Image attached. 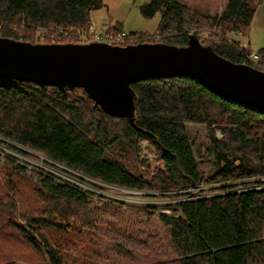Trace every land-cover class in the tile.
<instances>
[{
  "label": "trees",
  "instance_id": "obj_1",
  "mask_svg": "<svg viewBox=\"0 0 264 264\" xmlns=\"http://www.w3.org/2000/svg\"><path fill=\"white\" fill-rule=\"evenodd\" d=\"M261 2L229 0L217 15L183 0H152L140 10L147 19L161 15L159 41L144 40L153 36L147 33L128 38L185 47L195 35L218 55L264 71L229 40L250 30ZM103 7V0H0V37L71 43L50 39L89 30L91 16ZM122 31L120 23L106 30ZM257 55L264 66V48ZM132 88L141 131L128 119L107 114L83 89L61 91L0 78V144L21 154L23 149L39 153L102 184L178 198L169 205L177 215L158 214L176 258L157 264H264V112L188 77L148 79ZM192 127L207 131L206 153L216 167L207 179L200 173ZM144 142L163 165L151 178L140 169L150 168L140 155ZM28 172L11 156L0 162V233L22 240L49 264H97L93 193L41 170ZM202 186L209 195L188 192ZM64 250L81 260L69 261Z\"/></svg>",
  "mask_w": 264,
  "mask_h": 264
},
{
  "label": "rangeland",
  "instance_id": "obj_2",
  "mask_svg": "<svg viewBox=\"0 0 264 264\" xmlns=\"http://www.w3.org/2000/svg\"><path fill=\"white\" fill-rule=\"evenodd\" d=\"M103 1L104 7L96 11L93 14V18L91 16V27L96 25L95 29L103 31L107 30L110 25L120 23L123 27L122 33L124 32L127 35L123 45L143 42L142 40L128 38L130 33L151 34L153 36L149 37V39H143L148 42L159 41L158 27L161 15L157 14L154 18L147 19L141 14L140 10L142 6L149 4L152 0ZM183 1L191 7L217 15L224 11L229 2V0ZM38 36L40 35L38 34ZM63 40L65 39L62 37H52L50 39L51 42H62ZM229 40L240 44L250 55L264 48V0L256 9L250 30L248 32H239L238 34L233 33L229 36ZM249 61L252 65L264 70L259 58ZM191 129L199 152L200 173L204 179H207L216 170L212 159L206 153L209 144L207 131L203 127H192ZM217 135L221 138L219 132ZM8 151L10 149L6 145L0 144V158L2 159L0 162L5 159L3 156H8ZM23 151L29 154L30 157L27 158L26 155L25 157L31 159V161L18 160L28 166L29 174L36 170H41L44 174L50 173V176H55L65 182H75L86 191L93 193L90 197L92 202L91 211L97 220L95 230L96 244L101 253V258L96 261L97 264H157L176 258V254L169 242V231L160 223L158 214L177 215L178 212L170 210L169 205L179 202L178 198H167L166 196H161L159 192L149 193L127 190L102 184L86 176L82 177V179H73L70 177L71 175H68L67 170L56 165L52 160L39 153H30L24 149ZM140 155L142 160L149 162V170L146 167L140 168L141 171H148L149 178L163 169V165L156 160V155L149 148L148 143L144 142L141 145ZM80 175L77 176L81 177ZM262 181L264 182V180ZM208 190V186H202L200 189L189 190L188 192L196 194L199 191H204L202 195L205 194L207 196L209 195ZM181 200L185 199L181 198ZM73 238L72 240L77 241V237ZM62 253L69 258V261H72V258L77 260L82 258L75 251L71 253L64 250ZM44 260L46 264H49V259L44 258L31 246L22 240L9 237L8 234L1 231L0 264H41L44 263Z\"/></svg>",
  "mask_w": 264,
  "mask_h": 264
},
{
  "label": "water",
  "instance_id": "obj_3",
  "mask_svg": "<svg viewBox=\"0 0 264 264\" xmlns=\"http://www.w3.org/2000/svg\"><path fill=\"white\" fill-rule=\"evenodd\" d=\"M188 77L213 93L264 112V71L236 64L195 35L185 47L163 43L32 44L0 37V78L83 89L107 114L137 130L132 85L148 79Z\"/></svg>",
  "mask_w": 264,
  "mask_h": 264
},
{
  "label": "built area",
  "instance_id": "obj_4",
  "mask_svg": "<svg viewBox=\"0 0 264 264\" xmlns=\"http://www.w3.org/2000/svg\"><path fill=\"white\" fill-rule=\"evenodd\" d=\"M95 26L91 27L90 30L64 33V34H62V37L64 39L70 40L71 43H76V44L107 43V44H111V45L125 46L123 44H124L125 38L127 36L126 33H124V32L123 33L121 32L119 34L108 33V32H106V30L102 31L100 29H95L94 28ZM257 56H258L257 53H252L251 55L248 56V58H249V60H253V59L258 58ZM24 150L29 151L26 149H24ZM29 152L31 153V151H29ZM8 153H9L8 154L9 157L11 156L12 158H15V159H24V160L31 161V159H27L28 157L26 158L25 155H23L19 152L10 150V151H8ZM3 157H5V156H3ZM54 163L56 165H59L60 167H63L64 170H67L68 175H71L70 177H72V175H80L79 173H77V172H75V171H73V170H71V169H69L63 165H60L56 162H54ZM22 164H24V163H22ZM42 170H46V169H42ZM47 173H49V171H47ZM80 176H81L80 178L84 177L82 175H80Z\"/></svg>",
  "mask_w": 264,
  "mask_h": 264
},
{
  "label": "bare ground",
  "instance_id": "obj_5",
  "mask_svg": "<svg viewBox=\"0 0 264 264\" xmlns=\"http://www.w3.org/2000/svg\"><path fill=\"white\" fill-rule=\"evenodd\" d=\"M54 44H60V43H54ZM18 162H20L19 160H18ZM21 163V162H20ZM22 164V163H21ZM72 178L73 179H79V177L77 176V175H72ZM93 180V179H92ZM76 181V180H75ZM77 182V181H76ZM73 184H76V186H78L79 188H81V189H83V187H81V186H79V185H77V183H75V182H72Z\"/></svg>",
  "mask_w": 264,
  "mask_h": 264
},
{
  "label": "crops",
  "instance_id": "obj_6",
  "mask_svg": "<svg viewBox=\"0 0 264 264\" xmlns=\"http://www.w3.org/2000/svg\"><path fill=\"white\" fill-rule=\"evenodd\" d=\"M92 18H93V15H92ZM92 20V19H91Z\"/></svg>",
  "mask_w": 264,
  "mask_h": 264
}]
</instances>
